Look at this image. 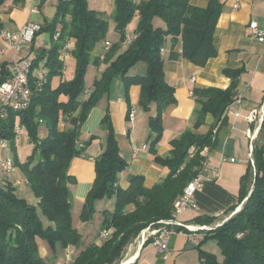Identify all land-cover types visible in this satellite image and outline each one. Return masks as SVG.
<instances>
[{
	"label": "trees",
	"instance_id": "obj_1",
	"mask_svg": "<svg viewBox=\"0 0 264 264\" xmlns=\"http://www.w3.org/2000/svg\"><path fill=\"white\" fill-rule=\"evenodd\" d=\"M4 1L0 0V5ZM208 1V6L202 8L192 5L190 0H115L112 17L119 38L106 50L103 59L100 54L92 59V52L106 39L109 30L107 15L91 9L88 0L59 1L56 17L43 27L53 35L59 32V37L50 49L42 50L33 60L32 73L39 62L45 60L47 82L38 88L31 74L33 94L29 105L22 110L9 108L7 115L0 117V138L9 141L15 154V165L21 167L32 192L39 198L38 205H34L20 196L12 184L0 185V264H47L40 253L38 238L46 240L53 250L58 245L66 248L79 243L81 234L73 225V198L69 186L76 179L69 174V168L73 158L84 152L78 147L83 123L91 109L110 92L116 79L124 83L130 113L129 89L131 85L139 84L140 106L149 110L156 105V114L150 116L149 127L151 134L156 135L153 143H157L164 130L163 113L176 102L175 88L166 80L161 48L171 36V59L182 56L195 65L205 66L217 54L214 33L223 8L222 0ZM136 15H139V21L135 38L125 46L127 27ZM156 18L163 20L165 27L156 26ZM71 38L76 40L71 52L76 60L75 75L53 87V78L63 73L61 50ZM179 40L180 52L175 49ZM141 61L146 63V73L130 75V69ZM92 62L107 66L94 80L90 95L82 99L86 91L87 69ZM224 73L232 78L227 88H194L193 93L200 105L195 111L196 127L208 114L219 120L233 102L242 70L227 68ZM6 78V71L1 69L0 83ZM62 95L67 99L62 100ZM40 119L48 130L44 138L39 136ZM62 120L71 126L60 129ZM17 122L26 129L34 143L32 153L23 163L16 149ZM101 125L108 130L107 145L95 159L96 178L83 205L81 219L88 221L92 218L97 200L115 195V209L103 223L106 229L114 228V232L101 245L86 247L70 264H114L143 228L151 224L159 226V220L172 217L175 201L200 172L205 158L202 151L215 144L213 130L202 135L187 129L172 141L169 157H156L157 161L170 167L163 181L146 187L143 175H134L128 188L123 189L115 184L127 163L120 154L109 108ZM260 133L262 138L254 142V164H249L241 179V208L236 211L237 207H234L232 211L236 212L223 224L208 230L211 235L207 237L217 241L223 259L202 249L201 244L197 246L207 264H264V120ZM192 146L195 152L190 156ZM129 205H134V209L128 210ZM41 215L54 225L45 227ZM198 220L211 223L215 218L201 217Z\"/></svg>",
	"mask_w": 264,
	"mask_h": 264
},
{
	"label": "crops",
	"instance_id": "obj_2",
	"mask_svg": "<svg viewBox=\"0 0 264 264\" xmlns=\"http://www.w3.org/2000/svg\"><path fill=\"white\" fill-rule=\"evenodd\" d=\"M59 1L5 0L0 5V28L17 30L29 20L40 22L44 27L56 17ZM190 2L202 8L207 7L209 3L208 0H190ZM222 2V12L214 33L217 54L211 57L205 66L195 65L182 56L176 60L171 59L173 40L171 36L167 37L166 51L163 54L164 70L167 82L175 88L176 102L169 105L163 113L164 130L157 143H153L156 135L151 134L149 127V118L156 114V105L150 107V110L140 106L141 86L139 84H133L129 89L131 110H135L133 120L130 119L128 103L125 99L124 83L120 79L114 80L110 92L91 109L82 125L78 141V147L84 152L81 156L73 158L69 168V174L76 179L69 184L73 198V225L80 232L81 239L76 245H69L66 248L58 245L53 250L46 240L38 238L40 253L47 264H70L89 245H101L105 241L103 232L108 230L110 233L112 229H106L103 223L105 217L111 215L115 209V195L97 200L92 218L88 221L81 219L83 205L96 178L95 159L107 145L108 130L101 125L107 108L116 130L120 154L127 163L126 168L119 174L116 185L118 188H128L134 175H143L146 187H152L163 181L168 176L170 167L157 161L156 157H169L173 148L172 141L180 137L187 129L202 135L213 130L215 144L206 147L202 154L207 156L211 166L220 169V175L216 178L208 177L204 181L203 187L195 194L194 205L186 209L179 216V220L189 225H209L211 228H216L241 208L239 203L241 179L249 164H254V142L262 138L260 132L264 120V43L257 39L250 28V23L256 21L259 28L264 30V0H222ZM88 3L91 9L107 15L109 31L116 32L114 41L117 40L119 34L115 30L116 23L112 17L115 0H88ZM35 5H38V11L33 10ZM138 21L139 15H136L132 23L134 29ZM155 25L165 27V22L156 18ZM55 36L56 34L53 35L50 30H42L31 44L24 46L17 54L0 38V74L1 69L6 71L7 77L12 73L13 60L35 58L42 50L50 49L53 42L58 39ZM75 41L71 38L61 50V59L64 62L63 73L61 77H56V84L72 79L75 74L76 60L71 54ZM175 49L178 52L182 50L180 40ZM106 66L105 63L96 66L92 80L89 79L86 85L88 96L94 88V80L100 77ZM227 68L242 70L234 95V97L237 94L242 95L241 103H234L233 98V102L219 120L212 114H208L204 122L196 127L195 111L200 105L193 93L194 88H227L232 82V78L224 73ZM146 69V63L141 61L130 69L129 74H145ZM40 70L48 73V68L43 61L39 62L35 72ZM61 99L66 100L67 97L62 95ZM252 114H255V118L250 120ZM41 124L40 127L43 128L39 127V136L44 138L48 130L44 122ZM70 126L66 120L59 123L60 129ZM92 136L95 138L91 139ZM88 141H90L89 144H87ZM142 145H147V149L134 156V146ZM33 147L34 143L23 127V133L16 137V149L20 162L26 161ZM12 152L10 145L8 149H0L4 157H13ZM7 183L15 186L16 192L28 202L38 205L39 198L32 193L26 176L18 166L15 165V169L10 172L0 170V185ZM234 207L237 209L233 212ZM132 209L134 205H129L128 210ZM44 217L41 215L45 227L54 225ZM201 217H213L215 220L207 223L198 220ZM173 229L175 233L170 241L171 255L167 259L161 255L153 242H147L132 248L129 253V264H198L202 257L197 246L205 243L207 236L211 233L201 231L192 240L189 229L181 226H174ZM203 249L216 253L220 260L223 259V255L218 254L214 249ZM126 261L128 259L123 262Z\"/></svg>",
	"mask_w": 264,
	"mask_h": 264
},
{
	"label": "built area",
	"instance_id": "obj_3",
	"mask_svg": "<svg viewBox=\"0 0 264 264\" xmlns=\"http://www.w3.org/2000/svg\"><path fill=\"white\" fill-rule=\"evenodd\" d=\"M38 2H44L46 0H37ZM139 1V0H136ZM34 11H38V5H35ZM250 28L252 33L257 37L260 42L264 43V30L260 29L256 21L250 23ZM43 30V25L40 22L29 20L25 22L19 29L11 30L9 28H0V38L3 39L7 46L19 53L24 46L31 44L38 36V34ZM56 38L59 37V32L56 33ZM135 35H127L125 43L129 45ZM112 42L107 41L105 44L104 52L101 54V59L105 57V52L110 48ZM66 50V48H64ZM166 51L165 47L161 48V53L164 54ZM33 57L19 58L13 60L12 63V73L0 83V117L3 118L7 115L9 108L15 110L25 109L30 101L33 94L31 88V74L34 79V84L40 88L47 82V74L40 70L39 72L32 73L33 67ZM45 64V60L43 61ZM242 95L237 94L234 97V103H241ZM238 114V113H237ZM135 116V110H131L130 119L133 120ZM255 118V114L250 116V120ZM42 123L43 120L40 119ZM218 126L215 127L214 132H216ZM15 132L17 135L23 133V126L19 123L15 126ZM254 139V137H252ZM10 143L6 139L0 138V149H8ZM147 149V145L134 146L133 153L137 156L141 151ZM190 156H193L195 152V147L190 148ZM204 155V154H203ZM205 158L201 164L200 172L189 181L184 189L183 194L175 201L172 217L168 219H162L158 221L159 226L149 225L142 232V242L145 244L149 239L152 238L153 244L157 247L158 251L164 258H168L171 255L170 241L172 235L175 233L173 227L181 226L190 230L192 240L195 239V235L201 231H208L211 228L209 225H189L179 220V216L190 206L194 205L195 194L200 190L204 181L210 178H216L220 175V169L216 166H211L208 162V158ZM15 169L14 158L11 156H2L0 153V170L5 172H10ZM117 185V183L115 184ZM109 231L105 230L103 236L107 237ZM122 264V263H121ZM129 264V262L127 263ZM198 264H207L205 258H201Z\"/></svg>",
	"mask_w": 264,
	"mask_h": 264
},
{
	"label": "rangeland",
	"instance_id": "obj_4",
	"mask_svg": "<svg viewBox=\"0 0 264 264\" xmlns=\"http://www.w3.org/2000/svg\"><path fill=\"white\" fill-rule=\"evenodd\" d=\"M133 20L130 22V27H127V35L128 34H131L132 36H134L135 35V30H136V28L134 29V27H133ZM137 27V26H136ZM115 37H116V32H110L109 30H108V33H107V36H106V39L103 41V42H101L100 44H98L97 46H96V48L94 49V51L92 52V59H94L95 58V56H97V55H99L100 54V58H101V54L104 52L103 50H104V48H105V44H106V42L107 41H110V42H115L114 41V39H115ZM124 45H127L126 43H124ZM96 66H98V65H96L95 63H90L89 64V66H88V69H87V73H86V85H87V83H88V81H89V79L90 80H92V78H93V74H94V72H95V70L97 69L96 68ZM102 73V72H101ZM75 75V74H74ZM56 77L57 78H59V77H61V75H56L54 78H53V80H52V85L54 86H58V84H59V82L56 84V82H57V80H56ZM74 77V76H73ZM88 97V95H87V93H86V91H85V93L82 95V99L83 98H87ZM40 126H42V124L40 125ZM41 129L43 128V127H40ZM30 147H28V149H29ZM32 151H33V149H32ZM32 151L30 152V153H32ZM13 153V157H15V154H14V152H12ZM19 167V166H18ZM19 169H21V167H19ZM1 174H3V173H1ZM3 185V184H2ZM253 186V185H252ZM30 187V186H29ZM32 191V190H31ZM33 193V192H32ZM34 194V193H33ZM35 196V195H34ZM106 198V197H105ZM108 198V197H107ZM41 212V211H40ZM43 216V215H42ZM45 218V217H44ZM224 223V222H223ZM223 223H221V224H223ZM220 224V225H221ZM219 225V226H220ZM149 226V225H148ZM147 226V227H148ZM100 227H101V225H100ZM147 227H145V228H147ZM155 227H158V226H155ZM145 228H143L141 231H140V233L136 236V237H134L127 245H126V247H125V249L123 250V253H122V256H121V258L117 261V262H115L114 264H121L124 260H129V253L132 251V248L133 247H135V246H137L138 244H140L141 242H142V239H143V236H142V232H143V230L145 229ZM114 232V228H112L111 229V231H110V233H109V235L107 236V237H105V240H107L108 238H110L111 237V235H112V233ZM149 240H151V241H149ZM148 241L149 242H153L152 241V238L151 239H149ZM147 241V242H148ZM146 242V243H147ZM201 248L203 249V248H205V249H214V251L215 252H218V254H221V250H220V248H219V246H218V243H217V241L214 239V238H212V237H210V238H208L207 239V241L205 242V243H202L201 244ZM50 257V256H49ZM49 261H50V259H49Z\"/></svg>",
	"mask_w": 264,
	"mask_h": 264
},
{
	"label": "bare ground",
	"instance_id": "obj_5",
	"mask_svg": "<svg viewBox=\"0 0 264 264\" xmlns=\"http://www.w3.org/2000/svg\"><path fill=\"white\" fill-rule=\"evenodd\" d=\"M129 262V260L128 261H126V262H122V264H127Z\"/></svg>",
	"mask_w": 264,
	"mask_h": 264
},
{
	"label": "water",
	"instance_id": "obj_6",
	"mask_svg": "<svg viewBox=\"0 0 264 264\" xmlns=\"http://www.w3.org/2000/svg\"><path fill=\"white\" fill-rule=\"evenodd\" d=\"M149 110H150V108H149Z\"/></svg>",
	"mask_w": 264,
	"mask_h": 264
}]
</instances>
